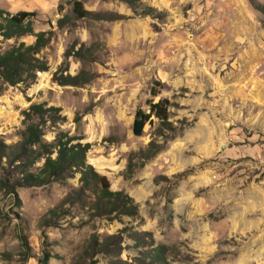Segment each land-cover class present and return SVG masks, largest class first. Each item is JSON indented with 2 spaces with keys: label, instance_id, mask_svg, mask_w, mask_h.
Here are the masks:
<instances>
[{
  "label": "rangeland",
  "instance_id": "obj_1",
  "mask_svg": "<svg viewBox=\"0 0 264 264\" xmlns=\"http://www.w3.org/2000/svg\"><path fill=\"white\" fill-rule=\"evenodd\" d=\"M67 1L0 0L6 11L37 12L36 31L55 33L41 53L49 71L30 87L2 85L0 140L20 141L32 103L61 108L67 121L58 130L92 145L88 162L113 191L129 194L139 213L90 219L76 206L59 227L42 228V217L79 186V176L11 196L0 190V264H44L47 254L48 264H89L79 258L93 235L121 237L120 248L96 255V264H136L141 251L159 245L167 247V264H264V14L257 10L264 0H142L164 14L160 19L136 15L120 0H85L87 10L116 20L88 18L59 29L58 8L69 13ZM75 42L93 46L95 61L71 57L69 73L85 68L95 78L60 86L53 74ZM13 44L4 42L3 51ZM150 100L171 103L172 130L159 135L153 117L137 137L136 112L148 113ZM55 131H46L48 142ZM151 141L160 151L126 176L130 154ZM3 167L5 159L0 179Z\"/></svg>",
  "mask_w": 264,
  "mask_h": 264
},
{
  "label": "trees",
  "instance_id": "obj_2",
  "mask_svg": "<svg viewBox=\"0 0 264 264\" xmlns=\"http://www.w3.org/2000/svg\"><path fill=\"white\" fill-rule=\"evenodd\" d=\"M107 1V0H101ZM129 5L136 15L151 16L160 19L163 13L148 5H143L142 0H120ZM71 7L69 13H64L65 5H59L58 11L61 18L57 25L64 29L74 24L76 20L92 18L94 20H116L105 17L85 8V0H68ZM139 6H144L138 13ZM257 10L264 14V7ZM38 13L35 11L10 12L0 8V94L2 85L16 86L23 84L30 87L37 81L38 73L49 71L48 61L41 55L48 48L54 38L53 29L36 31ZM26 37H33V43L21 41ZM15 41L9 49L3 51L4 42ZM93 46L81 44L77 48L75 42L65 53L66 60L54 72L52 80L60 86L82 87L91 82L95 75L87 69H82L76 75L69 73L68 59L73 57L82 62L95 61ZM155 85L151 89V96L160 94L162 85ZM149 112L138 109L135 115L132 131L137 137L144 134L152 118L159 122L158 134L172 130L169 121V108L171 103L163 100L155 103L148 101ZM67 117L62 114V109L50 106L47 103H32L23 111V129L19 132L20 141L14 146H9L0 140V160H6L7 168L3 167L4 178L0 179V190L7 195H15L17 188H44L53 183H64L69 179L79 176V186L71 189L63 200L55 207L48 210L42 217V228L59 227L60 220L71 214V208L80 207L88 214L90 219L104 218L121 220L124 216L136 217L139 213V204L124 191H113L108 178L100 174L87 160L88 152L92 145L83 142L82 136H71L68 132L58 130L66 123ZM81 121L76 116L75 122ZM56 129L52 142H48L46 131ZM161 146L151 141L146 149L132 152L126 168V176L134 173L135 167L151 160ZM43 165L32 171L38 163ZM120 235H112L101 240L93 235L84 248L80 260H87L89 264H96L94 257L101 253H108L120 248ZM26 243L27 239L22 237ZM166 249L159 245L154 249L144 250L135 259L136 264H167ZM47 254L43 259L44 264L49 263ZM113 264H133L123 260L114 261Z\"/></svg>",
  "mask_w": 264,
  "mask_h": 264
},
{
  "label": "water",
  "instance_id": "obj_3",
  "mask_svg": "<svg viewBox=\"0 0 264 264\" xmlns=\"http://www.w3.org/2000/svg\"><path fill=\"white\" fill-rule=\"evenodd\" d=\"M224 149H226V146L225 145H222L221 146V150H224Z\"/></svg>",
  "mask_w": 264,
  "mask_h": 264
}]
</instances>
